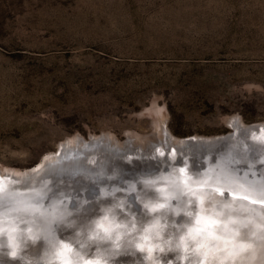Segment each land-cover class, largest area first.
<instances>
[{
    "label": "rangeland",
    "instance_id": "rangeland-1",
    "mask_svg": "<svg viewBox=\"0 0 264 264\" xmlns=\"http://www.w3.org/2000/svg\"><path fill=\"white\" fill-rule=\"evenodd\" d=\"M234 117L264 124V0H0V172L19 174L89 136L125 154L160 146L162 126L176 139L223 135ZM18 206L7 219L28 223ZM81 220L63 236L85 228ZM192 235L201 260L189 248L176 261L173 242L155 264H215L210 244ZM114 255L111 264H143Z\"/></svg>",
    "mask_w": 264,
    "mask_h": 264
},
{
    "label": "bare ground",
    "instance_id": "bare-ground-1",
    "mask_svg": "<svg viewBox=\"0 0 264 264\" xmlns=\"http://www.w3.org/2000/svg\"><path fill=\"white\" fill-rule=\"evenodd\" d=\"M234 118L235 121H228L233 133L237 134L231 144L234 149L230 152V157L221 158V155L217 162L194 168L190 165V156L183 155V151L174 146L181 140L174 138L162 126L164 134L160 146L159 140L146 151L130 149L125 154L119 153L116 148L110 154L104 151L107 160L111 159V162H102L101 157L105 155L101 151L104 148H99L95 141L88 140L83 142V147L76 145L77 147L59 151L60 159L46 156L32 171H24L14 177L1 171L0 193L2 191L11 195H6V199L0 198V218L7 216L9 210L6 208L20 205V209L24 208L21 209L24 210L22 215H26L24 218L29 222L21 225L12 221H0V264H18L21 258L16 260L11 256L12 253L39 258L41 242L46 241V237H41L44 229L52 228L59 238L63 237L64 234L71 233L69 222L77 223L81 217L91 213L87 211L93 209L83 225L87 227L92 219L101 214L102 207L124 201V196L132 204H125V217H134L139 225L147 223L154 216H162L170 225H174L168 229L174 236L186 233L189 227L195 229L193 233H201V243L206 241L213 249L206 252L215 253V264H233V259L264 264V260L260 261L255 255L253 248L264 249V124L244 126L237 117ZM89 147L91 148L88 149ZM163 152L165 154L161 156ZM166 156H170V159ZM58 169L59 173L67 176L65 179L61 177L58 181L53 177ZM148 173L151 175H146ZM41 187H45V194ZM73 200L76 201V206L73 205ZM147 201L167 203V207L156 213H149L143 207ZM83 207L87 211L84 212ZM211 207L217 208L219 218H214ZM175 208L180 211L179 215H175ZM80 209L81 215L75 217L74 214ZM132 209L135 213L130 215L129 211ZM189 211L193 213L190 217L186 214ZM181 225L185 227L181 228ZM30 226L31 231L36 227L38 229L32 233L28 231ZM76 233L70 234L71 239L75 240L71 245L72 254L64 252L61 247L62 243H66L63 238L54 240L56 244L52 243V238L47 239L50 244H43L46 247L43 252L46 254L43 258L46 260L45 264H48L49 259V264H63L61 253H64V258L74 260L75 253L82 251L76 243ZM167 233L165 232V238ZM40 237L42 239L36 241ZM109 243H105L103 247H109ZM174 243L176 246L175 241ZM197 243V239L193 240L191 237L186 241L187 249H193L194 256L201 260L200 253L204 250ZM174 245L173 248L180 250L181 255L174 259L177 261L185 258V248ZM163 247V252L155 249L152 256L154 253V256L160 257L173 252L172 244L171 248L169 245ZM95 248L96 245H93L85 250L87 255L93 256ZM31 250H34V254L28 253ZM116 252H130L139 261L147 255L126 240L122 241L119 249H113L111 255ZM131 259H134L133 256ZM204 260L205 258L202 259V264Z\"/></svg>",
    "mask_w": 264,
    "mask_h": 264
},
{
    "label": "clouds",
    "instance_id": "clouds-1",
    "mask_svg": "<svg viewBox=\"0 0 264 264\" xmlns=\"http://www.w3.org/2000/svg\"><path fill=\"white\" fill-rule=\"evenodd\" d=\"M163 192V190H161ZM144 209L149 213H156L160 209L167 207V203H155L147 201L143 204ZM125 208L123 200L112 204L111 206L102 207L100 215L92 219L87 227L77 231L76 243L82 250L75 253V259L69 260L64 258V253H61L63 264H111V252L113 249H119L124 240H128L136 249L141 253H147L143 257V264H155L152 252L159 249L160 252L164 251L163 245H169L176 242V246H183L187 250L186 241L191 237L193 240L195 236L192 233L195 231L193 228H187L186 233L174 236L171 231H168L167 238H165L166 230L174 225H170L167 219L162 216H154L147 223L139 225L134 217L122 219L120 212ZM180 211H176L179 215ZM187 216H192L191 211L186 213ZM164 221V222H162ZM199 223V221H196ZM185 227L181 225V228ZM135 234V236H130ZM109 243V247L105 248L103 245ZM96 245L93 256L88 257L87 249ZM61 247L64 252L71 253L72 247L67 243H62ZM196 264V261H193Z\"/></svg>",
    "mask_w": 264,
    "mask_h": 264
},
{
    "label": "water",
    "instance_id": "water-1",
    "mask_svg": "<svg viewBox=\"0 0 264 264\" xmlns=\"http://www.w3.org/2000/svg\"><path fill=\"white\" fill-rule=\"evenodd\" d=\"M237 119L239 120L238 117H237ZM248 132H249V130H248ZM236 135L237 134L233 133V130H232L231 132H228V133L223 134V135H215V136H208V137H203V136L200 137V136H198V137H195V138L192 137V136H189V137L181 138L180 139L181 140L180 143H178V145L175 144L174 146L179 147V149H181L180 151H183V155L190 156V158L192 160V163H190V165H191L192 168H194V167H198V166H200L202 164H205V163L210 164V163H212L214 161L217 162V160L219 159V157H221V155H222L221 158L230 157V152L234 149V147L231 144H232V141L234 140ZM88 140L96 141V139L91 137V136L88 137ZM67 148H66L65 144H60V146L58 147L57 154H50V156L55 157L56 159L58 157L60 159V155L59 154H61V152L59 153V151H61L62 149H67ZM101 152L105 155V157H101L102 158V162L103 161L107 162V161L111 160V159L107 160L108 157H107L106 153L103 150ZM163 154H165V153L163 152L161 154V156ZM179 156L180 155H178V158H179ZM46 158L47 157H44L43 159H46ZM167 158L170 159V156L167 157ZM175 158H177V157H175ZM42 161H44V160H42ZM162 161L165 162L164 160H162ZM34 167L35 166H32V167H30V168H28V169H26L24 171H32V169ZM34 170H36V169H34ZM24 171H22V172H24ZM55 173L56 174L53 177H55V179H57L58 181H59V179L61 177H64V179L67 177V176L63 175V173H59V169H58V171H55ZM16 175H18V174H16ZM146 175H151V173H148ZM14 176L15 175L11 174V177H14ZM57 180H56V183H57ZM4 188H6V183H5V187ZM40 189L44 190L43 193L45 194V192H46L45 191V187H41ZM1 193H0V198H3V199H6L5 198L6 195H11V194H8V193H4L2 191H1ZM10 208H13V207H10ZM21 209H24V208H21ZM21 211L24 212V210H21ZM7 217H8V215L6 217H3V218L1 217L0 221H2V220L9 221L7 219ZM46 230L47 229H44L45 232L44 233L42 232L43 234L41 235V237H46V241L43 239L44 241L41 242V250H40V256L41 257L39 256V258H37L38 259V263L37 264H45L46 260H44L43 258H45L46 254H44L43 252L46 250L45 249L46 247H43V244L47 242V239L52 238L53 239L52 243H54V244H56L54 240L57 241L58 239H61V237L59 238L58 235L56 233H54V229L49 228L48 231H46ZM41 237H40L39 241L42 239ZM63 237L66 238L65 242L67 244H69L70 246L72 245V244H70V242L74 244L75 240H72L71 237H66V236H63ZM42 247H43V249H42ZM71 254H72V252H71ZM48 264H49V262H48Z\"/></svg>",
    "mask_w": 264,
    "mask_h": 264
},
{
    "label": "snow or ice",
    "instance_id": "snow-or-ice-1",
    "mask_svg": "<svg viewBox=\"0 0 264 264\" xmlns=\"http://www.w3.org/2000/svg\"><path fill=\"white\" fill-rule=\"evenodd\" d=\"M225 195H227V194H225ZM130 199H134V197H130ZM111 201H108V203H110ZM73 205L74 206H76V201L75 200H73ZM95 211H97V210H94V212ZM91 214H86L85 215V217H83L82 219H86V218H88V216H90ZM61 238H63V237H61Z\"/></svg>",
    "mask_w": 264,
    "mask_h": 264
}]
</instances>
